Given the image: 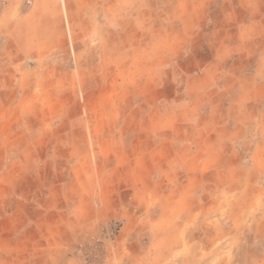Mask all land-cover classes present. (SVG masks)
Masks as SVG:
<instances>
[{
    "label": "crops",
    "instance_id": "obj_1",
    "mask_svg": "<svg viewBox=\"0 0 264 264\" xmlns=\"http://www.w3.org/2000/svg\"><path fill=\"white\" fill-rule=\"evenodd\" d=\"M63 5L91 25L72 30L75 52L99 55L89 82L80 62L66 71L79 92L65 81L58 99L85 115L94 101L100 120L35 127L29 107L22 124L1 118L0 264H82L70 248L98 237L103 180L124 262L185 261L174 255L189 246L194 264H264V0Z\"/></svg>",
    "mask_w": 264,
    "mask_h": 264
},
{
    "label": "rangeland",
    "instance_id": "obj_2",
    "mask_svg": "<svg viewBox=\"0 0 264 264\" xmlns=\"http://www.w3.org/2000/svg\"><path fill=\"white\" fill-rule=\"evenodd\" d=\"M64 2L66 0H0V119H8L10 125L22 124L25 117L23 110L28 107L31 110L28 123L35 127L43 125L51 128L63 124L82 126L86 130L91 127L92 121L96 125L97 120H100L99 116L91 117V109L96 106V102L84 103L89 110L85 115L82 112V102L58 99L63 88L61 84L65 81L69 83L66 91L72 97L76 91L79 92L78 86H74V76L66 71L71 70L76 62H80L84 79L89 78L86 81L89 82V60L93 56V59H97L99 55L85 51V47L81 48V52H75L71 34L78 27L88 30L91 25L89 21L80 20L78 17L68 20L64 12ZM100 56L106 58L107 54L102 53ZM104 74L105 72L99 70L98 76L103 77ZM89 88L90 85H87L86 89ZM24 93H31L39 99H20ZM1 121L2 119L0 123ZM49 135L51 139H59L56 130ZM52 153L54 156H64L68 152L55 148ZM118 184L119 182H115V191ZM99 186L102 193L98 237L92 239L90 234L83 233L80 242L72 246L70 252L77 254L82 264H138L133 260L124 262L117 255V235L123 219L121 216L112 221L103 220L102 216L111 209L113 200L108 199V193L112 196L110 189L107 190L110 187L108 182L100 181ZM119 202H123L122 197L118 198V205ZM135 202L132 200V211L136 209L133 204ZM139 202L144 207V202ZM137 231L146 241L153 235L148 228ZM218 247L214 246L213 250L217 251ZM191 249L192 247L182 246L178 253L175 252V257L180 255L182 259L185 257V261L147 259L144 264H194L187 261L193 256L189 254ZM195 251L198 252V249ZM198 263L203 264V261Z\"/></svg>",
    "mask_w": 264,
    "mask_h": 264
}]
</instances>
